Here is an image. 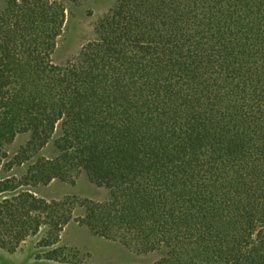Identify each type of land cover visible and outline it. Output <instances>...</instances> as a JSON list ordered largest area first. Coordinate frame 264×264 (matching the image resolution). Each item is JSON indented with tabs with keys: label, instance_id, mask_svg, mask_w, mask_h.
Segmentation results:
<instances>
[{
	"label": "trees",
	"instance_id": "obj_1",
	"mask_svg": "<svg viewBox=\"0 0 264 264\" xmlns=\"http://www.w3.org/2000/svg\"><path fill=\"white\" fill-rule=\"evenodd\" d=\"M64 21L48 0H6L0 166L18 134L30 135L19 164L60 128L31 179L85 173L105 189L83 204L91 232L157 254L151 264H264V0H116L56 66ZM30 205L39 214L24 222L20 205L0 209L1 246L56 227L46 202Z\"/></svg>",
	"mask_w": 264,
	"mask_h": 264
},
{
	"label": "rangeland",
	"instance_id": "obj_2",
	"mask_svg": "<svg viewBox=\"0 0 264 264\" xmlns=\"http://www.w3.org/2000/svg\"><path fill=\"white\" fill-rule=\"evenodd\" d=\"M48 1L58 4L65 12L61 34L50 53L52 63L62 66L79 52L83 44L95 37L97 21L116 0ZM5 7L6 0H0V14ZM60 135L61 130L58 128L46 147L31 160L19 164L14 158L29 143V134H18L13 141L3 144L1 148L7 153V157L1 161L0 178L5 177L6 182L17 187V190L0 196V209H7L9 204L20 205L23 208L19 211L27 212L21 221L24 222L26 217L34 218L39 214L30 205L35 198L51 207L47 211L53 214L57 225L50 226L46 220L37 232L31 231L19 242L13 243L11 248L0 244V264H151L158 258L157 254L140 255L118 241L97 236L82 223L85 200L99 202L108 195L105 189L91 183L85 173L75 176L72 181L53 179L50 183L40 184L32 181V163L38 159L55 158ZM22 198H26V203H22ZM28 207H31L29 211ZM55 252L57 257L53 256Z\"/></svg>",
	"mask_w": 264,
	"mask_h": 264
}]
</instances>
